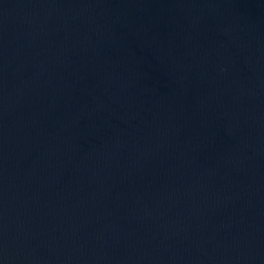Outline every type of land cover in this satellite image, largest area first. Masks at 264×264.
Wrapping results in <instances>:
<instances>
[{
  "label": "water",
  "instance_id": "obj_1",
  "mask_svg": "<svg viewBox=\"0 0 264 264\" xmlns=\"http://www.w3.org/2000/svg\"><path fill=\"white\" fill-rule=\"evenodd\" d=\"M0 264H264V0H0Z\"/></svg>",
  "mask_w": 264,
  "mask_h": 264
}]
</instances>
